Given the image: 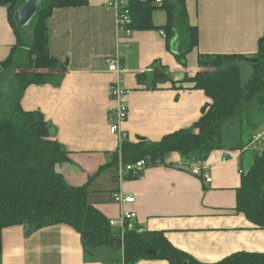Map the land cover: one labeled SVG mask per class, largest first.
Here are the masks:
<instances>
[{"label": "crops", "instance_id": "obj_1", "mask_svg": "<svg viewBox=\"0 0 264 264\" xmlns=\"http://www.w3.org/2000/svg\"><path fill=\"white\" fill-rule=\"evenodd\" d=\"M110 1L53 9L47 20L49 51L66 70L58 85L32 84L21 97L22 108L40 111L67 153L68 160L57 163L56 171L70 185L89 181L87 201L107 219L119 216L120 206L112 200L116 189L133 195L135 201L126 208L136 213L137 227L163 232L174 247L199 261L217 262L238 251L264 253V229L235 210L240 170L250 168L255 151L230 123L222 131V148L206 160L186 164L172 152L138 178L116 182L111 162L118 138L108 132V89L114 75L106 63L118 56L122 83L129 89L123 125L127 139L157 141L191 126L209 102L203 90L183 81L199 70L198 54L243 55L235 64L249 75L252 65L246 57L257 51L264 31V0H185L188 23L198 31V44L186 55L185 66L167 49L161 29L118 30ZM166 19L164 10L153 11L154 25L161 27ZM14 44L7 7L0 5V62ZM193 167L202 168L211 180L194 174ZM1 245L0 264H99L122 257V249L104 245L86 253L80 233L63 223L3 228ZM130 264L171 263L142 258Z\"/></svg>", "mask_w": 264, "mask_h": 264}, {"label": "trees", "instance_id": "obj_2", "mask_svg": "<svg viewBox=\"0 0 264 264\" xmlns=\"http://www.w3.org/2000/svg\"><path fill=\"white\" fill-rule=\"evenodd\" d=\"M88 2L42 0L37 14L22 28L15 23L14 12L23 0H0V5L7 7L15 36L9 55L0 62V252L3 228L26 225L38 229L63 223L80 233L86 253L92 254L101 245L122 248L127 264L142 258L166 259L171 264H264V253L247 251L234 252L217 262H202L174 247L161 231L131 229L122 240L108 219L87 201L89 181L70 185L56 171L57 163L68 160L67 153L53 138L43 114L24 110L21 97L32 84L58 85L66 70V65L49 51L47 20L53 9ZM125 9L129 16L126 28L161 29L167 49L182 66L186 65V55L198 44V31L188 23L185 0H125ZM156 9L166 13V23L161 27L152 20ZM250 58L256 61L250 62L252 70L242 82L235 61L245 59L243 55L198 54L199 70L183 81L192 82L193 88L203 90L209 99L199 118L157 141L124 139L122 161L144 159L148 167L163 164L172 152L186 164L206 160L213 150L222 148V131L228 123L240 131L242 143L249 144L264 121V31ZM117 156V152L113 154L111 164H116ZM235 210L264 229V146L255 152L250 168L241 172Z\"/></svg>", "mask_w": 264, "mask_h": 264}, {"label": "built area", "instance_id": "obj_3", "mask_svg": "<svg viewBox=\"0 0 264 264\" xmlns=\"http://www.w3.org/2000/svg\"><path fill=\"white\" fill-rule=\"evenodd\" d=\"M160 3V0H156ZM110 5L113 7L116 16V27L118 30H125L130 33V30L126 28L129 22V16L125 9V0H111ZM163 33V32H162ZM107 69L114 75L113 80L109 84V96L112 104L108 109V132L117 136L118 138V150H117V162L115 164L116 174L115 180L120 185L125 179L130 177H138L142 175L143 170L147 167V162L144 159H139L135 162L124 163L121 157V143L124 139H127V132L124 129V122L127 118V103L126 98L129 89L122 83V69L119 66L118 56H112L107 58ZM261 135L256 133L252 136L248 148L255 152L261 151L260 146ZM193 173L204 177L205 181H210V176L204 172L200 167H193ZM240 172H242L240 170ZM112 200L120 206L119 216L117 218L108 219L109 224L114 227L120 234L123 240V235L127 230L136 229V213L126 208V205L135 201V197L123 192L121 188L116 189L112 193ZM122 249V248H121ZM99 264H127L122 257L115 262H100Z\"/></svg>", "mask_w": 264, "mask_h": 264}, {"label": "water", "instance_id": "obj_4", "mask_svg": "<svg viewBox=\"0 0 264 264\" xmlns=\"http://www.w3.org/2000/svg\"><path fill=\"white\" fill-rule=\"evenodd\" d=\"M42 0H23V3L17 7L14 12V21L20 27L24 28L29 25L33 17L37 14L39 3ZM246 60L255 62L256 58L246 57ZM2 92L0 89V98Z\"/></svg>", "mask_w": 264, "mask_h": 264}, {"label": "rangeland", "instance_id": "obj_5", "mask_svg": "<svg viewBox=\"0 0 264 264\" xmlns=\"http://www.w3.org/2000/svg\"><path fill=\"white\" fill-rule=\"evenodd\" d=\"M248 64H250V63H248ZM247 77H248V73H244V71L243 72L241 71L242 82H245ZM256 131L259 132V133H262V135L264 136V121L258 126ZM263 136H261V139H260L261 144L262 143L264 144Z\"/></svg>", "mask_w": 264, "mask_h": 264}]
</instances>
